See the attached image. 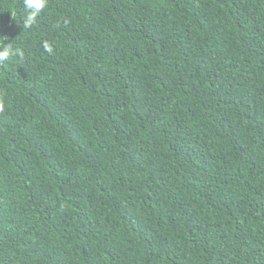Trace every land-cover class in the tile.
<instances>
[{
	"label": "trees",
	"instance_id": "16d2710c",
	"mask_svg": "<svg viewBox=\"0 0 264 264\" xmlns=\"http://www.w3.org/2000/svg\"><path fill=\"white\" fill-rule=\"evenodd\" d=\"M25 17L0 0V264H264V0Z\"/></svg>",
	"mask_w": 264,
	"mask_h": 264
},
{
	"label": "clouds",
	"instance_id": "9594fccd",
	"mask_svg": "<svg viewBox=\"0 0 264 264\" xmlns=\"http://www.w3.org/2000/svg\"><path fill=\"white\" fill-rule=\"evenodd\" d=\"M46 5L47 0H23V6L26 10V17L24 19L25 28H30L33 24L36 23L37 16L46 7ZM44 46L48 51H51V48L47 43ZM15 55L23 56V53L19 49L13 51L10 46L5 47L3 51H0V61H4L10 56Z\"/></svg>",
	"mask_w": 264,
	"mask_h": 264
}]
</instances>
